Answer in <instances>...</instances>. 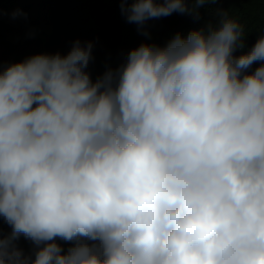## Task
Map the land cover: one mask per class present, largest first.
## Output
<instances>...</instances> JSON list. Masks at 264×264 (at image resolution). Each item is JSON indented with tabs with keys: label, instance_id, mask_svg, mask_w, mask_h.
<instances>
[{
	"label": "clouds",
	"instance_id": "9594fccd",
	"mask_svg": "<svg viewBox=\"0 0 264 264\" xmlns=\"http://www.w3.org/2000/svg\"><path fill=\"white\" fill-rule=\"evenodd\" d=\"M218 1L119 3L151 39L149 20ZM244 36L224 11L95 81L79 39L0 65V264H264V64L246 72L264 35L236 57Z\"/></svg>",
	"mask_w": 264,
	"mask_h": 264
},
{
	"label": "trees",
	"instance_id": "16d2710c",
	"mask_svg": "<svg viewBox=\"0 0 264 264\" xmlns=\"http://www.w3.org/2000/svg\"><path fill=\"white\" fill-rule=\"evenodd\" d=\"M227 1L233 9L239 10L241 17L238 21L245 29L244 48L234 52V56L239 57L248 53L257 39L264 35V0H257V6L251 15L245 14V0ZM115 3H119V0H0V65L7 67L41 53L59 52L66 55L73 43L79 39L82 43L92 42L93 59L87 70L90 72L95 66L94 70L98 73L106 71L109 67L115 69L124 63L128 52L141 43H153L152 32L155 30L169 31L172 36L180 33L186 38L193 30L207 29L209 25L215 27L217 23V19L212 16L205 17L206 9L200 7L198 13H179L170 20H167L169 16L149 20L153 23V26L147 27L151 35L149 39L138 30L134 31L126 22L127 19L120 10V3L118 6L113 5ZM239 12L235 15H239ZM188 21L193 24L187 27ZM176 29L178 32H173ZM86 37L99 39L96 42L94 39L87 40ZM132 42L134 44H128ZM125 44H128L129 51L123 46ZM261 64H264V61L254 62L246 72H254ZM91 77L94 79L92 75ZM8 227L9 225L0 219V228L5 236ZM56 243L60 244L65 252L74 244L59 238H56ZM16 244L25 256L35 258L37 248L31 240L19 239Z\"/></svg>",
	"mask_w": 264,
	"mask_h": 264
},
{
	"label": "rangeland",
	"instance_id": "374dc122",
	"mask_svg": "<svg viewBox=\"0 0 264 264\" xmlns=\"http://www.w3.org/2000/svg\"><path fill=\"white\" fill-rule=\"evenodd\" d=\"M224 11H228L229 15L230 16H233L234 18H237L238 17L237 15H235V13H237V11L231 9L227 4H224V5L220 6V9L218 11L219 12L218 14L216 12H211V15H215L216 14V16H215V19H217V23L216 24H218V21L220 20L221 14ZM218 16H220V17L218 18ZM95 73H97V72L94 71L93 74H95ZM94 80L95 79H93V81Z\"/></svg>",
	"mask_w": 264,
	"mask_h": 264
}]
</instances>
